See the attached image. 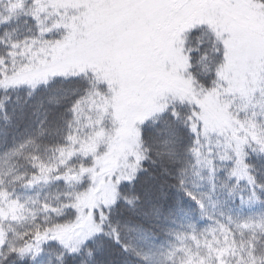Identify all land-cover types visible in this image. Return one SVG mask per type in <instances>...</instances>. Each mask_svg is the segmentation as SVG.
I'll return each instance as SVG.
<instances>
[{"label": "snow or ice", "instance_id": "1", "mask_svg": "<svg viewBox=\"0 0 264 264\" xmlns=\"http://www.w3.org/2000/svg\"><path fill=\"white\" fill-rule=\"evenodd\" d=\"M0 264H264V0H0Z\"/></svg>", "mask_w": 264, "mask_h": 264}]
</instances>
